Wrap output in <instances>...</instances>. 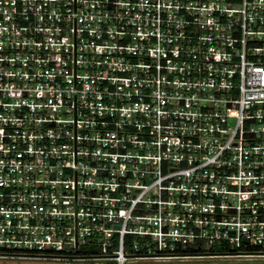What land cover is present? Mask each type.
<instances>
[{
	"label": "built area",
	"instance_id": "built-area-1",
	"mask_svg": "<svg viewBox=\"0 0 264 264\" xmlns=\"http://www.w3.org/2000/svg\"><path fill=\"white\" fill-rule=\"evenodd\" d=\"M0 259L264 264V0H0Z\"/></svg>",
	"mask_w": 264,
	"mask_h": 264
},
{
	"label": "rangeland",
	"instance_id": "rangeland-1",
	"mask_svg": "<svg viewBox=\"0 0 264 264\" xmlns=\"http://www.w3.org/2000/svg\"><path fill=\"white\" fill-rule=\"evenodd\" d=\"M245 259V258H240ZM255 259V258H253ZM179 260L166 259V260H145L144 264H176ZM0 264H94L93 262L73 261L64 262L57 260H21V259H0Z\"/></svg>",
	"mask_w": 264,
	"mask_h": 264
},
{
	"label": "trees",
	"instance_id": "trees-1",
	"mask_svg": "<svg viewBox=\"0 0 264 264\" xmlns=\"http://www.w3.org/2000/svg\"><path fill=\"white\" fill-rule=\"evenodd\" d=\"M214 250V249H213Z\"/></svg>",
	"mask_w": 264,
	"mask_h": 264
}]
</instances>
